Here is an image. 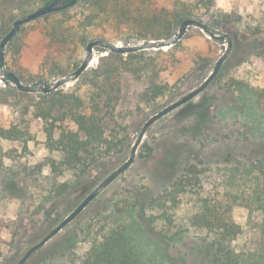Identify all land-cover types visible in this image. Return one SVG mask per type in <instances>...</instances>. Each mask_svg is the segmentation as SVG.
Returning <instances> with one entry per match:
<instances>
[{"label": "rangeland", "instance_id": "obj_1", "mask_svg": "<svg viewBox=\"0 0 264 264\" xmlns=\"http://www.w3.org/2000/svg\"><path fill=\"white\" fill-rule=\"evenodd\" d=\"M46 1L48 0H32L10 6L0 0V43L13 29L15 21L46 6ZM149 1L135 0V4L146 10ZM179 1L193 5L198 0ZM216 1L220 11L230 12L236 9L241 16L240 22H233L225 30H213L217 36L230 35L232 42L231 53L219 75L199 96L154 123L140 144L133 164L25 264H68L71 255L83 254L88 250L90 230L106 225L131 224L129 219H123L129 208V199L137 203L142 223L148 229L149 236L154 239L152 243L151 238L150 241L148 239V264H165L161 262L162 255L175 260L176 264H214V251L207 233L192 228L188 223L189 216L194 213L193 202L190 201L204 197L213 202L222 197L217 176L219 167L264 158L263 120L261 123L254 116L242 114L238 118L223 119L220 114L221 109L237 102L235 95L229 91L230 79L242 80L256 90L264 88V1ZM161 2L165 8H174L178 0ZM79 3L80 0L75 6L64 10L67 12L64 17L74 26L89 14ZM204 11L203 17L197 20L207 24V18L211 15L204 14ZM57 13L60 12L50 14V19L59 17ZM45 17L24 25L17 38L23 31L45 25ZM83 34L86 46L82 47L80 64L87 56V45L91 41L104 40L121 47L144 43L135 40L127 28H118L109 20L97 22L86 32L83 31ZM245 37L248 40H244ZM181 41L190 59L202 58L206 61L200 65H183L176 70L184 79V85L194 82V86L155 113L135 111L128 121V127L118 129L120 138L124 140L123 154L102 161L86 175L77 176L69 172L55 177L49 169H44L39 175H30L24 172L18 160L26 163L33 156L47 157L49 154L44 138L37 137L28 142L26 148L23 143L14 144L0 138V264H17L29 249L58 227L111 173L128 161L139 133L149 118L198 88L213 73L216 63L228 48L226 38L215 42L196 27H189ZM11 49L9 43L5 49V65L0 72L10 71L8 60ZM106 50L101 47L94 49L95 55L85 72L98 66L100 59L106 56ZM151 51L155 50L141 52ZM125 78L127 77L124 76V102L118 110L127 107L134 109L133 96L140 89L137 83ZM78 80L60 89L79 87L86 98L85 86ZM6 81L8 80L0 78V119L26 128L38 113L41 95L44 94L42 87H38L39 91L36 93H26L11 89ZM57 81L48 84L51 87ZM195 155L200 156L203 161L201 187L195 188L193 196L184 198L181 204L170 211L173 214L171 226H163V221L153 228L146 220L150 213V201L179 178L187 160ZM32 169L30 167L27 172H33ZM246 215L243 208H237L233 213V219L244 230L240 244L245 240ZM107 217L112 220L108 221ZM135 230L137 229H132Z\"/></svg>", "mask_w": 264, "mask_h": 264}, {"label": "trees", "instance_id": "obj_2", "mask_svg": "<svg viewBox=\"0 0 264 264\" xmlns=\"http://www.w3.org/2000/svg\"><path fill=\"white\" fill-rule=\"evenodd\" d=\"M30 1L2 0V3L14 6ZM54 1L57 0H48L46 5ZM79 4L89 14L78 25L68 22L64 17L66 11L60 12L57 13L59 17H45V25L23 31L10 43L8 70L23 84L31 85L40 80L49 83L77 70L81 65L82 47L86 46L82 32L100 21L109 20L118 28L125 27L135 40L143 42L172 38L185 19H200L204 10V14L211 15L207 18L210 24L206 25L212 32L216 28L225 30L233 22L241 21L236 9L220 11L216 0H198L193 5L178 0L174 8L163 7L161 0H150L146 10L136 7L135 0H80ZM205 62L202 58L190 59L183 41L166 51L117 54L106 50V56L100 59L98 66L83 73L78 80L85 86L86 98L79 87L44 93L38 113L28 127L21 128L0 119V138L14 144L23 143L24 148L37 137L44 138L47 157L33 156L26 163L18 160L24 172L30 175H39L49 169L55 177L69 172L84 176L102 161L123 154L125 145L118 129L128 127L135 111L155 113L194 86V82L184 85V79L176 73L179 67ZM2 67L0 62V69ZM124 76L127 77L125 80L137 83L140 89L133 96L134 109L118 110L124 102ZM5 79L12 81L10 77ZM228 87L237 102L220 110L223 119L238 118L242 114L264 122V88L256 90L235 79H230ZM202 164L200 156L190 157L179 178L152 198L150 213L146 216L150 226L156 228L163 221L166 227L173 224L170 211L184 198L193 196L195 188L201 187ZM30 167L34 170L31 173L27 172ZM217 171L222 197L213 202L204 197L190 201L194 213L189 216V225L207 233L214 251V264H264V158L228 164ZM127 201L129 208L123 219H129L131 224L90 230L88 250L71 255L68 264L149 263L146 248L151 237L139 216L137 203L131 199ZM237 208H243L247 213L245 240L241 244L239 240L244 230L233 219ZM107 220L112 218L107 217ZM133 228L137 230L132 231ZM153 241L151 238V243ZM161 257L162 263L176 264L167 255Z\"/></svg>", "mask_w": 264, "mask_h": 264}, {"label": "water", "instance_id": "obj_3", "mask_svg": "<svg viewBox=\"0 0 264 264\" xmlns=\"http://www.w3.org/2000/svg\"><path fill=\"white\" fill-rule=\"evenodd\" d=\"M78 1L79 0H72L69 3H64V0H57L29 14L27 17L15 21L13 29L0 43V62H2V65H5L6 47L9 45V43H11L17 38V36L19 35L24 25H26L27 23L33 22L35 20H38L40 18H43L45 16H48L50 14L67 10L75 6L78 3ZM189 27H196V28L201 29L204 33L209 35L211 39L215 42H220L223 38L227 39L228 48L226 52L224 53V55L216 63L213 73L198 88L188 93L181 99L163 108L157 114L149 118V120L145 123V125L142 127L139 133L136 143L131 150V155L128 161H126L121 167H119L113 173H111L91 194H89L85 198V200L77 207V209L71 215H69L58 227L53 229L41 242H39L38 244L34 245L31 249H29L28 252L24 255V257L17 264H25L36 251L44 247L63 228H65L74 219H76L91 202H93L112 182H114L119 176H121L133 164V162L136 159L137 150L140 144L142 143L148 129L154 123L161 120L162 118L167 116L169 113L180 108L186 103L192 101L194 98H196L197 96H199L202 92L206 90V88L219 75L223 64L225 63L228 56L230 55L231 50H232V42H231L230 35H224L222 37L217 36L209 29V27L206 24L202 23L201 21L197 19L187 18L181 23L178 33H176L170 39L158 40V41H145L142 45L127 46V47H121L117 44H112L104 40L91 41L87 45V56L82 62V64L80 65V67L75 72L69 73L65 77L58 80L55 83V85L51 87L44 80H40L39 82L34 83L33 85H25L20 81V79L15 73L10 72V71L0 72V78L10 77L12 79V81H6L7 86H9L11 89H14V90L17 89L21 92H26V93H36L39 91L38 87H42L41 91L43 93H51V92L59 90L60 88H62L63 86L67 84L77 81L82 76V74L88 69L90 63L92 62V59L95 55L94 49L96 47H101V48L107 49L117 54H135V53L145 51V50H155V51L166 50L165 48H172L176 44H178L187 34Z\"/></svg>", "mask_w": 264, "mask_h": 264}, {"label": "flooded vegetation", "instance_id": "obj_4", "mask_svg": "<svg viewBox=\"0 0 264 264\" xmlns=\"http://www.w3.org/2000/svg\"><path fill=\"white\" fill-rule=\"evenodd\" d=\"M65 1V0H64Z\"/></svg>", "mask_w": 264, "mask_h": 264}]
</instances>
